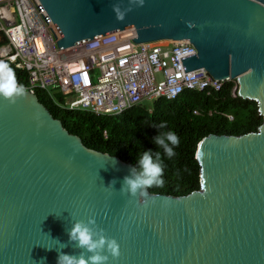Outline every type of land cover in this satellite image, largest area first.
<instances>
[{
    "label": "water",
    "instance_id": "obj_1",
    "mask_svg": "<svg viewBox=\"0 0 264 264\" xmlns=\"http://www.w3.org/2000/svg\"><path fill=\"white\" fill-rule=\"evenodd\" d=\"M33 2L59 49L126 27L136 42L189 39L185 72L235 79L262 121L199 141L198 190L133 197L119 192L133 166L85 146L32 92L0 97V264H57L60 243L78 255L66 229L89 216L120 246L106 264H264V0Z\"/></svg>",
    "mask_w": 264,
    "mask_h": 264
},
{
    "label": "built area",
    "instance_id": "obj_2",
    "mask_svg": "<svg viewBox=\"0 0 264 264\" xmlns=\"http://www.w3.org/2000/svg\"><path fill=\"white\" fill-rule=\"evenodd\" d=\"M135 36L126 27L59 49L33 0H0V61L26 71L29 92L60 93L66 108L116 114L185 88L210 94L226 80L234 81L235 95V79H216L204 67L185 72L181 58L197 54L189 39L136 42Z\"/></svg>",
    "mask_w": 264,
    "mask_h": 264
},
{
    "label": "trees",
    "instance_id": "obj_3",
    "mask_svg": "<svg viewBox=\"0 0 264 264\" xmlns=\"http://www.w3.org/2000/svg\"><path fill=\"white\" fill-rule=\"evenodd\" d=\"M4 63L13 69L17 82L26 87V71L7 61ZM233 85V80H226L210 94L185 88L175 98L159 97L150 104L133 105L116 114L66 108L61 105L64 98L60 93L51 96L42 88H35L33 94L53 118L59 119L69 132L77 134L83 144L94 151L117 157L133 167L144 151L150 150L153 159L160 151L164 186L147 190L154 194L182 196L200 188L195 153L203 137L253 132L262 121L253 100L230 94ZM226 114L232 118L228 119ZM162 123L166 128H160ZM169 130L180 140L172 158L164 156L163 150L153 142L159 132Z\"/></svg>",
    "mask_w": 264,
    "mask_h": 264
},
{
    "label": "clouds",
    "instance_id": "obj_4",
    "mask_svg": "<svg viewBox=\"0 0 264 264\" xmlns=\"http://www.w3.org/2000/svg\"><path fill=\"white\" fill-rule=\"evenodd\" d=\"M143 3V0H140ZM131 9H127L130 11ZM113 11L117 20H123L125 12L117 5H113ZM25 88L16 80L15 72L6 63L0 61V97L6 99L10 104L16 102V98L23 96ZM166 128L165 124L160 125ZM154 144L163 150L164 156L172 158L175 148L179 146L180 140L174 131H161L153 137ZM129 175L123 178L119 192L136 197L137 194L144 195L148 188L153 186L163 187L164 169L160 151L155 153V159L151 151H144L138 159L137 165L129 169ZM115 184V180L110 185ZM113 188V187H112ZM114 189V188H113ZM69 243L72 247L79 249L78 255L66 254L60 249L68 244L60 243L62 247L57 250V264H106L111 257L117 259L120 256V246L113 237L106 236L104 229L98 227L96 219L89 216L87 220H74L72 226L66 229Z\"/></svg>",
    "mask_w": 264,
    "mask_h": 264
}]
</instances>
